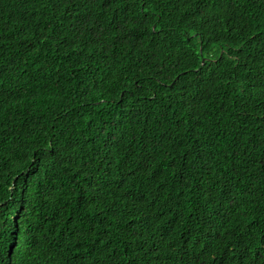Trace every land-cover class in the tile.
Returning a JSON list of instances; mask_svg holds the SVG:
<instances>
[{
    "label": "trees",
    "instance_id": "16d2710c",
    "mask_svg": "<svg viewBox=\"0 0 264 264\" xmlns=\"http://www.w3.org/2000/svg\"><path fill=\"white\" fill-rule=\"evenodd\" d=\"M0 264H264V0H0Z\"/></svg>",
    "mask_w": 264,
    "mask_h": 264
}]
</instances>
